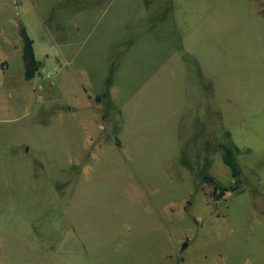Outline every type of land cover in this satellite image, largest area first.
I'll return each mask as SVG.
<instances>
[{"label":"rangeland","instance_id":"obj_1","mask_svg":"<svg viewBox=\"0 0 264 264\" xmlns=\"http://www.w3.org/2000/svg\"><path fill=\"white\" fill-rule=\"evenodd\" d=\"M0 264H264V0H0Z\"/></svg>","mask_w":264,"mask_h":264},{"label":"trees","instance_id":"obj_2","mask_svg":"<svg viewBox=\"0 0 264 264\" xmlns=\"http://www.w3.org/2000/svg\"><path fill=\"white\" fill-rule=\"evenodd\" d=\"M20 37L22 39V60L24 63V78L26 80H30L38 75L42 67V62L37 59L34 49V40L28 34L24 26L20 27ZM116 143L120 145V140L118 138H116ZM230 145L231 144L222 145V148L224 150V162L233 170V177L237 178L240 173V170L237 166L238 164L235 158L234 148H232ZM202 179L206 183L213 184L215 182V178L209 176V174L206 172L202 173ZM236 188L237 187H233L232 189ZM225 191H229V189L225 188Z\"/></svg>","mask_w":264,"mask_h":264},{"label":"crops","instance_id":"obj_3","mask_svg":"<svg viewBox=\"0 0 264 264\" xmlns=\"http://www.w3.org/2000/svg\"><path fill=\"white\" fill-rule=\"evenodd\" d=\"M35 54H36V52H35ZM93 100H94V98L90 97V103H91V104H92V101H93ZM101 120H103V122L108 123V124H109L110 122H111V123H114V121H109V120L106 121V117H104V116L101 117ZM95 123H96V125H98V127H100L101 129L105 128V124H103V123L99 124V121H96ZM88 138L90 139L89 142L92 141V139H93V138L91 137V134L88 136Z\"/></svg>","mask_w":264,"mask_h":264},{"label":"water","instance_id":"obj_4","mask_svg":"<svg viewBox=\"0 0 264 264\" xmlns=\"http://www.w3.org/2000/svg\"><path fill=\"white\" fill-rule=\"evenodd\" d=\"M97 99L100 100V96H97ZM186 245H187V244H185V246H186ZM185 246H183V247H185Z\"/></svg>","mask_w":264,"mask_h":264},{"label":"built area","instance_id":"obj_5","mask_svg":"<svg viewBox=\"0 0 264 264\" xmlns=\"http://www.w3.org/2000/svg\"><path fill=\"white\" fill-rule=\"evenodd\" d=\"M55 73V72H52V74ZM51 75V74H50Z\"/></svg>","mask_w":264,"mask_h":264}]
</instances>
